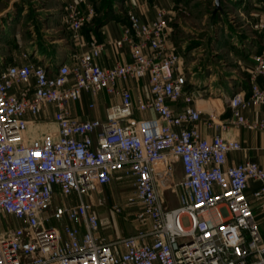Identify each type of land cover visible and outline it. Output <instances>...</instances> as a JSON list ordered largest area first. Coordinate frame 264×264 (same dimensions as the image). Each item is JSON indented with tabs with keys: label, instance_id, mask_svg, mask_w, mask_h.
I'll use <instances>...</instances> for the list:
<instances>
[{
	"label": "built area",
	"instance_id": "built-area-1",
	"mask_svg": "<svg viewBox=\"0 0 264 264\" xmlns=\"http://www.w3.org/2000/svg\"><path fill=\"white\" fill-rule=\"evenodd\" d=\"M166 15L159 9L155 19L142 21L129 10L114 41L92 40L69 61L39 63L24 52L22 62L0 70V264H264L253 204L264 219V168L251 160L227 165L228 152L243 145L221 132L201 133L202 114L191 105L194 95L186 91ZM96 16L89 0H68L74 41ZM259 25L264 32V12ZM110 43L127 45L130 60L98 64ZM254 59L249 96L238 90L229 97L231 114L217 124L221 129L264 130V121L242 113L250 101L264 104L258 80L264 40ZM144 79L146 92L139 89ZM101 94L99 115L81 118L69 106L91 97L86 107L95 111L93 98ZM49 104L57 128L29 140L28 127L47 122L42 116ZM116 172L133 179L130 199L141 203L134 217L149 227L109 240L98 235L97 208ZM251 180L258 185L250 194ZM168 189L180 197L171 209L165 206ZM111 209L123 212L118 203Z\"/></svg>",
	"mask_w": 264,
	"mask_h": 264
},
{
	"label": "rangeland",
	"instance_id": "rangeland-1",
	"mask_svg": "<svg viewBox=\"0 0 264 264\" xmlns=\"http://www.w3.org/2000/svg\"><path fill=\"white\" fill-rule=\"evenodd\" d=\"M91 1L97 11L96 21L91 28H96L107 14L108 18L117 13L122 19H126L130 10L124 7V0ZM67 3L68 0H0V62L27 52L22 46L28 39H32L30 44L43 45L52 51L61 44L71 47L69 42L73 41V32L66 20ZM162 9L167 12L170 40L181 55L187 78L186 91H192L195 98L207 97L201 95V92H206L203 84L210 79L217 83L231 84L235 67H242L238 61L240 53L251 47L253 38L259 42L264 40V32L259 25L264 12V0H220L219 8L217 0H171V4ZM85 32L88 33L87 30ZM58 37L65 39L62 42L53 41ZM238 73L245 77L248 71L243 68ZM250 76L251 73L247 77L248 82ZM197 82L201 85H197ZM193 86L196 88L191 90ZM47 126L56 128V124L51 122H47L45 127ZM181 176V165L176 163L175 180L179 181ZM101 195L105 196V201L98 205L99 231L104 237L117 230L124 236L134 233L137 228L149 227V224L143 225L135 220L134 212L141 207V203L130 199L135 196L131 177L115 175ZM164 196L167 209L180 204L177 192L168 189ZM113 203L120 204L123 212H113ZM183 222L188 224L186 216L183 217ZM10 223L18 224L13 219ZM2 229L5 230L6 227L3 225Z\"/></svg>",
	"mask_w": 264,
	"mask_h": 264
},
{
	"label": "crops",
	"instance_id": "crops-1",
	"mask_svg": "<svg viewBox=\"0 0 264 264\" xmlns=\"http://www.w3.org/2000/svg\"><path fill=\"white\" fill-rule=\"evenodd\" d=\"M92 2L91 0H89ZM122 1V0H120ZM128 9L134 11L142 21H150L157 17V12L159 9L167 8L169 4H171V0H124ZM123 1V3H124ZM66 11V8H65ZM66 14V13H65ZM96 21L94 19L93 23ZM92 23V24H93ZM128 23L127 16L126 19H122L121 15L114 13L109 18H107L102 23H98L96 28H91L92 24L85 26L81 33L78 41H71L70 46H66V44H61L54 51L49 50V48H45L43 45H32L30 44L32 39H28L23 43V48L27 49L32 56L33 60L38 61L39 63L48 62V61H60L67 60L69 61L71 53L74 51H82L83 49H87L89 43L92 40H97L98 42H109L114 41L121 37L123 32V26ZM94 25V24H93ZM89 28V29H88ZM88 31V33L85 32ZM65 39L63 38H55L53 41H61ZM254 39V40H253ZM251 40V47L247 49L244 53H240V57L238 59L239 63L242 65V69L245 68L248 71V74L243 77L242 73H238V71L242 72V69H238L235 67L234 69V79H232L231 84L226 82H213L212 79L206 84H203L205 89V94L201 92V95H207V97L195 98L192 100L191 105L196 107L201 111L202 120L200 122V131L205 137H212L215 133L221 132L228 139L238 140L242 145L243 149L240 150H231L228 152L227 165H236L244 160H251L257 162L261 167L264 168V130L258 129H250L242 126H228L225 129H221L217 124L221 123L222 120L230 117L231 110L228 104L229 97L238 90H244L249 96V87L250 82H248V75L251 73L254 65L255 59L254 54L256 52L261 51L263 48V41L259 42L256 38ZM240 43V42H238ZM47 45V44H46ZM64 45V46H63ZM130 60V50L127 45L123 48L118 49L113 46L111 43L108 44L104 50V52L96 58V62L103 67L112 66L118 62H126ZM22 55H18L17 58H12L9 60H4L0 62V70L7 65L14 62H22ZM238 69V71H237ZM259 83L262 87H264V75L259 76ZM234 83V84H232ZM197 85H201L197 82ZM196 86V85H194ZM192 87L193 90L196 87ZM203 87V88H204ZM140 90L146 92L148 89L147 80L144 79L141 81ZM212 91V93H211ZM192 92V91H191ZM220 98L221 101L217 102L215 99ZM89 98H83L76 102H70V108L75 111L81 118H86L88 116L99 115L103 112L105 107L104 96L101 94L95 98H93L97 103V110L88 112L86 104ZM180 105L183 106L185 102L183 100L180 101ZM49 110L48 113H44L42 118L47 122L55 123L51 120L52 113L54 110V105L49 104L47 106ZM242 113L249 120L252 121H264V104L256 103L250 101L242 108ZM212 121V125L208 123ZM46 123L40 125H30L26 131L28 139H33L35 137H42L47 131L55 130L57 128H51L46 126ZM44 126V127H43ZM43 127V128H41ZM122 174L121 172H116L115 175ZM251 188L249 193L257 187V182L251 180L250 181ZM252 197V195H250ZM252 199V198H251ZM255 211L257 213V218L259 222L260 231L264 236V219L262 217L260 207L256 201L253 202ZM100 211V207L97 208ZM100 215V212H99ZM104 230V229H103ZM105 231V230H104ZM118 232V233H117ZM99 236H103L100 231H98ZM106 238L111 240L117 237H121L119 230L112 232L110 234H105ZM104 237V236H103Z\"/></svg>",
	"mask_w": 264,
	"mask_h": 264
},
{
	"label": "trees",
	"instance_id": "trees-1",
	"mask_svg": "<svg viewBox=\"0 0 264 264\" xmlns=\"http://www.w3.org/2000/svg\"><path fill=\"white\" fill-rule=\"evenodd\" d=\"M108 18V14L105 16V18H103L100 22L102 23L103 21H105ZM99 22V23H100Z\"/></svg>",
	"mask_w": 264,
	"mask_h": 264
},
{
	"label": "water",
	"instance_id": "water-1",
	"mask_svg": "<svg viewBox=\"0 0 264 264\" xmlns=\"http://www.w3.org/2000/svg\"><path fill=\"white\" fill-rule=\"evenodd\" d=\"M220 7V0H217V8Z\"/></svg>",
	"mask_w": 264,
	"mask_h": 264
},
{
	"label": "bare ground",
	"instance_id": "bare-ground-1",
	"mask_svg": "<svg viewBox=\"0 0 264 264\" xmlns=\"http://www.w3.org/2000/svg\"><path fill=\"white\" fill-rule=\"evenodd\" d=\"M215 101H221V99L220 98H217V99H215Z\"/></svg>",
	"mask_w": 264,
	"mask_h": 264
}]
</instances>
